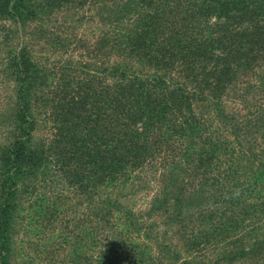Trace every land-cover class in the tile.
Instances as JSON below:
<instances>
[{
    "label": "trees",
    "instance_id": "trees-1",
    "mask_svg": "<svg viewBox=\"0 0 264 264\" xmlns=\"http://www.w3.org/2000/svg\"><path fill=\"white\" fill-rule=\"evenodd\" d=\"M43 263L264 264V0H0V264Z\"/></svg>",
    "mask_w": 264,
    "mask_h": 264
},
{
    "label": "rangeland",
    "instance_id": "rangeland-1",
    "mask_svg": "<svg viewBox=\"0 0 264 264\" xmlns=\"http://www.w3.org/2000/svg\"><path fill=\"white\" fill-rule=\"evenodd\" d=\"M44 133L45 132H44L43 128H41L40 131L38 132L39 137H42L44 135ZM43 264H45V263H43Z\"/></svg>",
    "mask_w": 264,
    "mask_h": 264
}]
</instances>
